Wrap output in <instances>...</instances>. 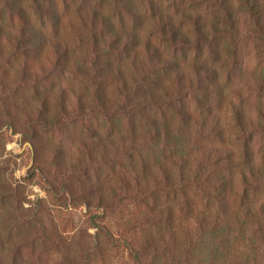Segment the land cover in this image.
Wrapping results in <instances>:
<instances>
[{"label": "rangeland", "instance_id": "1", "mask_svg": "<svg viewBox=\"0 0 264 264\" xmlns=\"http://www.w3.org/2000/svg\"><path fill=\"white\" fill-rule=\"evenodd\" d=\"M131 1H113L123 8L128 30L136 21L127 7L134 5L138 22L145 24L142 34L150 31L154 42L182 63L201 61L198 67H187L183 86L174 69L154 60L142 69L137 84L120 91L115 77H102L110 75L109 59L121 60L112 52H95L105 46L102 40L110 39L100 36L102 44L94 45L90 25L78 35L62 31L65 39L79 38L74 58L88 57L89 67L78 74H69L63 65L55 68L49 63L59 57L52 50L23 49L19 30L25 20L18 6L49 37L56 35L53 17L34 0H0V264H138L131 246L142 264H202L204 253L192 257L183 248L185 240H197L201 211L210 212L214 222L232 213L221 209L217 197L224 176L232 187L223 196L235 199L231 205L242 218L249 214V223L246 237L239 234L238 224L231 225L232 231L226 228L221 257L245 264L246 255L251 264H264V236L259 225L252 224L254 215H262L264 200V18L263 24L257 23L238 1L235 26L227 21L219 0ZM39 2L60 10V20L69 25L73 21V30L82 25L79 9L89 23L91 7L101 8L100 0H58V7L53 0ZM153 6L164 9L161 16L153 13ZM107 8L120 20L118 8ZM177 8L200 14L209 27L216 22L222 33L200 40L193 23L184 21ZM150 22L153 29L146 31ZM173 24L188 32L192 45L171 42ZM216 52L222 55L219 59ZM143 56L151 58L145 50ZM203 62L215 66L217 74L202 67ZM158 72L167 84L165 72H171L176 85L169 96L178 97L177 105L184 101L194 126L186 141L193 154L185 178L172 161L173 152L151 136L152 119L169 115L167 102L149 89ZM46 75L57 84L52 86ZM60 86L71 94L66 109ZM97 87L111 95L104 111L89 109ZM79 92L86 93L85 108L77 103ZM185 116L178 112L177 124ZM143 168L148 180L137 186L130 175L143 174ZM248 203L255 206L249 213ZM196 204L195 212L190 207Z\"/></svg>", "mask_w": 264, "mask_h": 264}, {"label": "trees", "instance_id": "2", "mask_svg": "<svg viewBox=\"0 0 264 264\" xmlns=\"http://www.w3.org/2000/svg\"><path fill=\"white\" fill-rule=\"evenodd\" d=\"M114 0H100L101 8L92 6V20L88 23L86 17L83 13H81L82 9H79L77 14L82 19V25L79 26V28H75V25L73 21L69 25V23L62 22L60 20V10L57 11L56 8L49 7L46 5H43L39 2V0H34L35 4L38 5L40 10L46 9V13L53 17V28L56 32V35L54 37H49L42 28H40L35 23H30L32 21L31 16L27 14L26 10L19 5L18 11L21 13L22 18L25 20L24 22L27 24H22L20 26V36L22 38L21 41L25 43V47L30 50H36V53L41 52L45 49L49 51L55 52V54L59 57L56 61L51 60V63L54 67H58V65H63V69L65 71L69 72V74H78L82 73V69H87L89 67V58L88 57H79L78 59H75V53H76V47L77 45L74 44V42H77L79 38L75 37L76 39L70 40L65 39L62 36V31L69 30L71 32H74L78 35V31L80 28H88L86 25L92 26V33L90 34L91 40L93 41L94 45H101L102 43L99 41L100 36H106L110 40H102L103 43H105V46H101L98 48L95 52L96 53H110L112 52L115 56L119 57L121 60L120 62H115L114 60L111 61L109 59L108 61V68L107 71H109L110 75L103 74V79H107L110 76L115 77L114 79L119 81L120 91H123L124 89H131L129 86H133L138 83V79L141 76V73H143L142 69L147 66L148 61H151L154 63V60L158 61L160 64H162L163 67L172 68L177 73V80L182 84L183 86L185 82H187L185 74L188 73L185 71L187 67H192L196 65V63H199L201 61H190L188 60L186 63H182L178 58L172 57L163 51V48L158 46V43L154 42L152 38V34L150 31H147L150 27L153 29L152 25L150 24L146 26V34H142L140 31V27H144L145 24L138 22L140 20L139 14L135 13L134 10H137L136 7L133 5L128 6L127 9L130 11V14H133L134 25L132 26L131 30H128L125 26V21H122V12L123 9L116 3L114 4ZM221 2V8L224 10V13L227 16V21L231 22V25L235 26V18H234V8L235 4L238 1L240 4V7L245 8L248 10V13L252 15L253 18H257V23L263 24V21L261 20L264 18V0H219ZM127 2L131 3V0H127ZM18 3V2H17ZM67 5V3L65 2ZM53 5L58 7V0H53ZM107 7H113L118 8L119 12L117 13L120 16V20H116L114 17H112L106 10H108ZM81 8V7H80ZM110 9V8H109ZM152 11L154 14L162 15L161 13L164 11L163 8H157L156 6L152 7ZM177 11L181 13V17L184 21L192 22L193 26L196 30L197 37L202 40L209 39V36L212 34H221L222 30L219 28L218 24L215 22L212 27L208 26L207 22H204L201 18V15L198 13H192L189 10L185 8H177ZM76 14V15H77ZM116 14V13H115ZM196 15V16H195ZM167 14L164 16L166 17ZM139 19H138V18ZM219 18V16H216ZM156 16H152V21H155ZM163 20V17H161ZM81 21V20H80ZM159 21V20H158ZM163 23V22H162ZM102 25V27L99 29L98 25ZM159 23L157 22V25ZM260 29H263L259 27ZM99 29V30H98ZM171 34L169 39H171V42L175 45H183V47H187L193 44L192 37L186 32L184 28H182L180 25L173 24L171 28ZM223 29V28H222ZM224 30V29H223ZM88 31V30H86ZM163 31H166L165 28H163ZM166 33V32H165ZM211 33V34H210ZM168 35V34H167ZM166 35V36H167ZM108 41V42H107ZM107 43V44H106ZM19 47V43H18ZM146 51V54L148 53L150 55L149 57L143 56V51ZM85 52V51H84ZM114 56V57H115ZM222 55L220 52H216V59H219ZM215 58V57H214ZM97 60V58H96ZM48 63V62H47ZM46 63V64H47ZM42 67L45 66L43 61L40 62ZM93 64V63H92ZM95 64V62H94ZM52 65V66H53ZM202 67H206L207 69L211 70L212 72L217 74V68L215 66L210 65L208 62L201 63ZM97 67V66H96ZM198 67V64L196 65ZM52 69V68H50ZM49 69V70H50ZM92 69V68H91ZM46 71V70H45ZM82 71V72H81ZM96 71V69H92L91 72ZM101 73H103L104 70H99ZM174 72V73H175ZM159 73V72H158ZM166 75L169 77L168 84L166 82H163V77H161V73L157 74V76L152 80V85L150 86L151 93L156 98H159L160 100L167 102L168 104V110L169 115L166 114L162 118L161 121H159L157 118H153L152 122L155 123L154 131H152L153 134L151 136L155 139V141H158L160 143L163 142L165 149H167L170 152H173L172 158L173 162L177 164L180 167L181 170V178H185V175L187 173H190V170L188 169V165L190 164V155L192 153V149L190 144H187L186 141L191 139V135L189 133L192 132L194 126L190 125V112L188 108L185 106L184 101L180 105H177V96H169L171 94L172 89L175 87V78H172L169 73L171 72H165ZM90 77L91 73H84ZM46 80L49 79V82L52 84V86H55L57 84V80L54 79L52 76L46 75ZM184 82V83H183ZM133 84V85H132ZM175 84V85H174ZM170 85V86H169ZM172 87V88H171ZM84 89H88L87 86L83 87ZM60 93H61V103L63 106V109H66V106L68 104L70 105V98L71 94L67 92L65 87L60 86ZM84 92L77 93V103L80 107L85 108V95ZM96 94V95H95ZM163 94L164 96L162 97ZM46 95V94H45ZM93 105L89 106V109H92L93 111L95 109H98V111H104L108 108V104L111 103V95L108 94L107 90L105 88H95L94 94H93ZM157 95V96H156ZM166 95V96H165ZM47 98V97H46ZM50 98V96H48ZM47 98V99H48ZM166 99V100H165ZM182 100V99H180ZM157 103H161V101H158ZM120 104V103H119ZM117 103V105H119ZM178 112L179 113H185L187 116L180 118L179 123L178 122ZM117 120V118H116ZM135 121V120H134ZM135 125V123H134ZM220 128V127H219ZM218 128V129H219ZM223 130L221 131V133ZM136 149H134L135 151ZM189 153V156H188ZM174 154L176 156L174 157ZM193 154V153H192ZM232 160L233 156H230ZM230 159V158H229ZM230 159V160H231ZM202 160V159H201ZM205 160V158L203 159ZM231 160V162H232ZM236 160V159H235ZM193 161V160H192ZM150 164V163H149ZM153 166V165H152ZM250 166H252L250 164ZM253 171V170H252ZM143 174L134 173V175H130L131 180L135 182L137 186H141L148 180V170L143 168ZM243 177L247 178L246 172L242 171ZM127 179H125L126 181ZM246 180V179H245ZM247 181V180H246ZM221 189L219 191V199L221 201V209H224L225 212L228 210L232 211L230 216L228 218H218V221L209 220L210 212H203L199 213L201 216L198 220V225L200 229V233L197 236V240L193 239H187L185 240V246H184V253L192 252V257L199 256V253H204L210 255L211 257H204L202 256V264H232L230 261H228V258L223 259L221 256L223 255V239L225 238V235L227 234L226 228H228L230 231H232L233 224H238L241 228L239 229V234H241L243 237H246V226L248 225V216L247 214L245 217H241L239 212L240 210H235L233 208L232 202L233 200L225 199V196H223L224 190H227L228 188L232 187V182L226 179V176L222 177L221 180ZM131 183V181L126 182ZM176 182L173 186H176ZM184 188V187H183ZM247 197V196H243ZM231 199V198H230ZM228 200V201H227ZM198 204V203H197ZM197 204L194 206L195 212L197 210ZM232 204V205H231ZM260 211L262 212V215L256 216L254 215V221H252V224H258L261 236H264V200L260 204ZM245 209L249 212L255 210L254 204L248 203L245 206ZM106 210H103L105 212ZM230 235V234H229ZM189 238V237H188ZM253 242V241H252ZM254 243V242H253ZM129 247V246H128ZM130 248V247H129ZM132 250L131 254L135 258L136 262L138 264H142V260H140V255L138 251L131 246L130 248ZM256 252H254L253 257H256ZM234 257V256H233ZM239 259L242 258L240 254H238ZM242 260V259H241ZM245 264H251L250 259L244 256ZM233 264H237V261Z\"/></svg>", "mask_w": 264, "mask_h": 264}]
</instances>
